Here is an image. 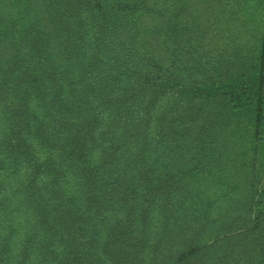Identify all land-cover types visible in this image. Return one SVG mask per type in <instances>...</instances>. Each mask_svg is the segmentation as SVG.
Segmentation results:
<instances>
[{
  "label": "rangeland",
  "instance_id": "obj_1",
  "mask_svg": "<svg viewBox=\"0 0 264 264\" xmlns=\"http://www.w3.org/2000/svg\"><path fill=\"white\" fill-rule=\"evenodd\" d=\"M0 264H264V0H0Z\"/></svg>",
  "mask_w": 264,
  "mask_h": 264
}]
</instances>
